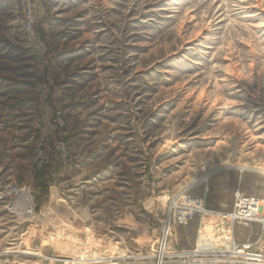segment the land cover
Here are the masks:
<instances>
[{"label":"rangeland","instance_id":"374dc122","mask_svg":"<svg viewBox=\"0 0 264 264\" xmlns=\"http://www.w3.org/2000/svg\"><path fill=\"white\" fill-rule=\"evenodd\" d=\"M32 8L26 31L22 1L0 0V181L35 201L25 222L0 206L4 264H138L179 192L206 213L171 249L253 240L259 223L227 215L237 189L264 198V0ZM58 114L68 158L32 169Z\"/></svg>","mask_w":264,"mask_h":264},{"label":"built area","instance_id":"2783aa9c","mask_svg":"<svg viewBox=\"0 0 264 264\" xmlns=\"http://www.w3.org/2000/svg\"><path fill=\"white\" fill-rule=\"evenodd\" d=\"M25 5L26 31L33 28L34 0H21ZM58 133L52 145L48 140H38L30 152V168L42 169L68 158V146L62 131L64 121L60 114L55 116ZM234 206L227 215L232 222H252L260 224V232L254 241H232L228 250H201L198 248L175 251L171 249V236L174 227L185 225L206 213L203 198L179 192L172 197L166 214L159 221L151 250L137 255L138 264H264V198L245 194L240 190L234 193ZM34 196L28 184L0 181V206L6 214L17 222L33 218ZM6 252L0 251V264H4Z\"/></svg>","mask_w":264,"mask_h":264},{"label":"crops","instance_id":"0c3cea01","mask_svg":"<svg viewBox=\"0 0 264 264\" xmlns=\"http://www.w3.org/2000/svg\"><path fill=\"white\" fill-rule=\"evenodd\" d=\"M0 169H2V167L0 168ZM14 169V168H13ZM13 169H9L7 172H3L2 173V176H9L8 178L11 180V178L13 177V172H12V170ZM214 214V213H213ZM194 220V219H193ZM192 220V221H193ZM191 222V221H190ZM189 223V222H188ZM239 223H243V224H253L252 222H237V224H239ZM178 226H176V227H174V229H173V231H175V229L177 228ZM259 232H260V229H259V231H257V233H256V236H255V238H253V240H251V241H254L256 238H257V235L259 234ZM173 233V232H172ZM218 233V232H217ZM222 239L223 240H225V242L224 243H222L221 245H220V236L217 238V239H215L216 240V242H217V249H219V247L220 246H222V247H225V243L227 244L228 243V241H227V239H225L224 237H222ZM232 241H238V242H250V241H241V240H239V238H235V237H232V239H231ZM214 245V244H213ZM195 247H197V245L196 244H194L193 246H191L190 248H186L187 250L188 249H193V248H195ZM215 247V246H214ZM214 249H216V248H214ZM130 263V262H129Z\"/></svg>","mask_w":264,"mask_h":264}]
</instances>
